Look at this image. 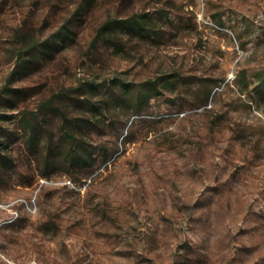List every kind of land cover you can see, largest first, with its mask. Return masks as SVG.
Instances as JSON below:
<instances>
[{
  "label": "rangeland",
  "instance_id": "1",
  "mask_svg": "<svg viewBox=\"0 0 264 264\" xmlns=\"http://www.w3.org/2000/svg\"><path fill=\"white\" fill-rule=\"evenodd\" d=\"M142 15L149 37L125 24ZM33 42L51 51L20 77ZM263 73L264 0H0V89L37 109L81 87L99 109L55 98L86 163L40 114L61 152L46 177L41 146L4 138L0 264H264Z\"/></svg>",
  "mask_w": 264,
  "mask_h": 264
},
{
  "label": "trees",
  "instance_id": "2",
  "mask_svg": "<svg viewBox=\"0 0 264 264\" xmlns=\"http://www.w3.org/2000/svg\"><path fill=\"white\" fill-rule=\"evenodd\" d=\"M127 27L133 30H137L141 36H150L151 33L156 32L153 28L152 19L147 15L138 16V19H132L127 21ZM112 26L110 22H107L101 29L100 34L109 31ZM70 32V31H68ZM51 51V46L49 43H44L38 45L33 42L31 45L22 52L20 59V66L18 72L20 77L27 75L26 71L29 66L34 62L33 60L38 59V55H47ZM17 71L14 72V74ZM12 78V77H11ZM11 78L9 80H11ZM264 81V73L262 75ZM89 92L95 94L97 91V86L90 84L88 86ZM68 91L76 93L74 105H88L90 111L96 116L99 109L92 105L90 98L84 97L87 90L85 88L76 87L67 89ZM154 87L150 86L143 92L142 98L145 100L150 99L153 96ZM72 94H60L52 96L50 99L44 101L39 105L37 109H20L18 104L27 98L26 90L18 88H10L4 86L0 89V108L5 110L0 111V175H5L14 167V152L11 148H8V144H5L4 138L13 137L16 133L22 132L26 136V143L31 150H39L42 147L44 159L43 163L46 167V171L43 175L46 177L50 175L54 170L56 156L60 154V147L54 145V140L52 137L48 138L46 141L41 140V131L39 127V116L41 113L46 112H59L63 121L69 124V128L66 130L68 146L65 148L64 156L68 158L71 163H86L92 158V153L87 152V147L85 143L82 145L76 144L73 139V133H69L75 125L68 120L66 114L61 109V107L55 104V98L69 99ZM82 99V100H81ZM15 112V113H14ZM8 123V127H4V124ZM85 126V123L80 124ZM11 127V128H10ZM78 127H80L78 125ZM69 133V134H68ZM6 145V146H5Z\"/></svg>",
  "mask_w": 264,
  "mask_h": 264
},
{
  "label": "built area",
  "instance_id": "3",
  "mask_svg": "<svg viewBox=\"0 0 264 264\" xmlns=\"http://www.w3.org/2000/svg\"><path fill=\"white\" fill-rule=\"evenodd\" d=\"M2 204V203H1ZM34 204H35V202L33 201V203H31V206H32V213H33V208H34ZM3 205V204H2ZM13 213V215H14V219H15V215L17 214V211H13L12 212Z\"/></svg>",
  "mask_w": 264,
  "mask_h": 264
},
{
  "label": "bare ground",
  "instance_id": "4",
  "mask_svg": "<svg viewBox=\"0 0 264 264\" xmlns=\"http://www.w3.org/2000/svg\"><path fill=\"white\" fill-rule=\"evenodd\" d=\"M0 208H4V206L2 204H0ZM27 208H29V206H27Z\"/></svg>",
  "mask_w": 264,
  "mask_h": 264
}]
</instances>
